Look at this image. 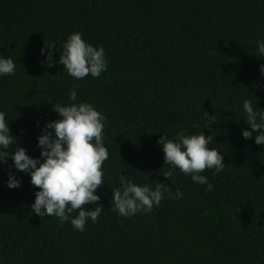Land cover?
<instances>
[{
  "label": "trees",
  "instance_id": "obj_1",
  "mask_svg": "<svg viewBox=\"0 0 264 264\" xmlns=\"http://www.w3.org/2000/svg\"><path fill=\"white\" fill-rule=\"evenodd\" d=\"M0 264H264V0H0Z\"/></svg>",
  "mask_w": 264,
  "mask_h": 264
}]
</instances>
